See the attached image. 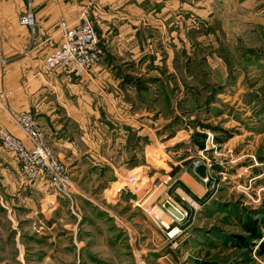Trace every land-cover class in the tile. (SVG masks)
<instances>
[{"label":"rangeland","instance_id":"374dc122","mask_svg":"<svg viewBox=\"0 0 264 264\" xmlns=\"http://www.w3.org/2000/svg\"><path fill=\"white\" fill-rule=\"evenodd\" d=\"M151 1L128 12L159 25L149 43L142 36L136 84L167 87L160 104L139 107L151 133L142 157L116 173L85 165L77 176L55 154L71 200H54L47 185L24 193L1 182L0 264H264V0H166L168 10ZM89 12L80 19L93 23ZM155 207L165 223L150 217Z\"/></svg>","mask_w":264,"mask_h":264},{"label":"crops","instance_id":"0c3cea01","mask_svg":"<svg viewBox=\"0 0 264 264\" xmlns=\"http://www.w3.org/2000/svg\"><path fill=\"white\" fill-rule=\"evenodd\" d=\"M139 1L0 0V125L32 148L17 126L16 115L33 114L48 146L77 176L89 164L116 173L124 170L120 164L129 159L136 163L143 155L142 138L151 134L144 133V112L139 107L160 104L166 87L161 85L160 90L158 83L150 92L135 81L134 68L146 51L142 36L149 43V33L159 30V25L128 15ZM169 2L153 0L150 5L168 10ZM29 4L36 20L33 30L20 24ZM85 10L93 15L104 61L79 78H68L60 70L48 71L46 59L60 48L64 28L76 24ZM165 50L168 60L169 50ZM155 57L154 66L160 61ZM0 171L4 175L0 183L18 184L17 191L44 192L46 188L40 177L24 190L18 168L1 149Z\"/></svg>","mask_w":264,"mask_h":264},{"label":"built area","instance_id":"2783aa9c","mask_svg":"<svg viewBox=\"0 0 264 264\" xmlns=\"http://www.w3.org/2000/svg\"><path fill=\"white\" fill-rule=\"evenodd\" d=\"M20 24L34 29L36 20L31 4L21 16ZM102 58L103 50L96 29L90 18L83 15L76 24L64 28L63 42L60 48L48 56L45 68L48 71L60 70L68 78H79L88 74ZM18 123L31 140L32 148H26L21 140L1 125L0 144L19 166L23 180L33 183L43 177L49 192L54 195V200L58 197L71 200L69 171L48 146L46 135L35 117L32 114H24L20 116ZM134 183L135 179L131 178L127 184L117 189L118 193Z\"/></svg>","mask_w":264,"mask_h":264},{"label":"water","instance_id":"95a60500","mask_svg":"<svg viewBox=\"0 0 264 264\" xmlns=\"http://www.w3.org/2000/svg\"><path fill=\"white\" fill-rule=\"evenodd\" d=\"M196 174L201 178V179H205L207 177V168L204 165H201L200 167H198L196 169ZM165 208L174 216H176L177 218H181L182 215L170 204V203H166L165 204Z\"/></svg>","mask_w":264,"mask_h":264},{"label":"trees","instance_id":"16d2710c","mask_svg":"<svg viewBox=\"0 0 264 264\" xmlns=\"http://www.w3.org/2000/svg\"><path fill=\"white\" fill-rule=\"evenodd\" d=\"M246 229L253 234L254 239L260 240L262 238L260 234H258L256 226L254 227L253 225L250 224L249 227L246 226ZM240 241L244 243L243 245L247 246L245 240L241 238ZM262 251H263L262 253H264V243L262 244Z\"/></svg>","mask_w":264,"mask_h":264},{"label":"bare ground","instance_id":"6f19581e","mask_svg":"<svg viewBox=\"0 0 264 264\" xmlns=\"http://www.w3.org/2000/svg\"><path fill=\"white\" fill-rule=\"evenodd\" d=\"M144 209V208H143ZM150 217L154 220H163V214L161 213V211L157 210L156 207L151 211L150 213ZM163 222L165 223V221L163 220ZM166 225V224H165Z\"/></svg>","mask_w":264,"mask_h":264}]
</instances>
